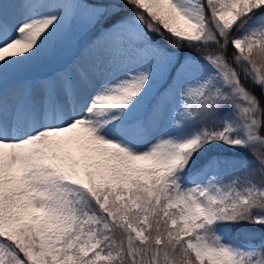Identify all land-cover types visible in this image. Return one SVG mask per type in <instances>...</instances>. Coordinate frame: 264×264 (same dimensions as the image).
<instances>
[{"label":"snow or ice","instance_id":"snow-or-ice-1","mask_svg":"<svg viewBox=\"0 0 264 264\" xmlns=\"http://www.w3.org/2000/svg\"><path fill=\"white\" fill-rule=\"evenodd\" d=\"M0 264H264V0H0Z\"/></svg>","mask_w":264,"mask_h":264}]
</instances>
